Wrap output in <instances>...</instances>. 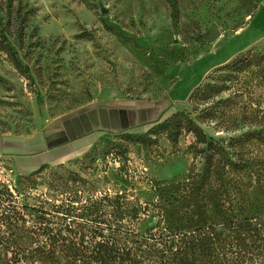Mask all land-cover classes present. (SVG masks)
Listing matches in <instances>:
<instances>
[{
    "label": "rangeland",
    "instance_id": "rangeland-1",
    "mask_svg": "<svg viewBox=\"0 0 264 264\" xmlns=\"http://www.w3.org/2000/svg\"><path fill=\"white\" fill-rule=\"evenodd\" d=\"M177 2L174 25L167 0H12V14L19 8L25 17L12 23L10 40L32 79L0 52V136L44 137L48 147L72 148L38 173L20 172L0 155V180L11 186L26 224L39 214L31 207L58 220L63 215L56 206L75 192L71 204L82 213L89 195L124 185L129 199L151 201L155 182L176 183L190 170L201 171L204 161L191 151L190 133L176 144L160 134L151 146L122 135L146 132L178 110L204 117L209 138L264 175V135L245 137L264 127L258 77L244 72L221 94L230 97L227 103L195 107L189 99L218 66L248 50L264 51V0ZM246 189L259 197L254 187ZM75 219L102 224L106 217ZM155 220L148 215L143 226Z\"/></svg>",
    "mask_w": 264,
    "mask_h": 264
},
{
    "label": "trees",
    "instance_id": "trees-1",
    "mask_svg": "<svg viewBox=\"0 0 264 264\" xmlns=\"http://www.w3.org/2000/svg\"><path fill=\"white\" fill-rule=\"evenodd\" d=\"M167 3L175 25L178 2ZM24 17L19 8L12 14V0L5 7L0 4V52L19 74L32 79L29 66L10 40L12 23ZM247 71L264 85V51L239 53L215 68L212 72L217 75L197 86L190 101L195 107L231 101L221 94ZM205 121L178 110L155 120L146 132L123 131L128 142L146 146L157 144L160 134L176 144L183 132L190 133L191 151L203 158L202 170H190L184 180L151 185V201L129 199L128 189L120 185L101 196L89 195L79 213L71 204L77 200L75 192L69 203L56 206L55 211L63 215L58 220L31 207L39 214L34 223L26 224L11 186L0 180V264H264V175L252 161L232 159L209 138L201 126ZM263 133L264 127L245 137L259 139ZM48 164L29 173H38ZM247 186L254 187L259 197H249ZM100 214L106 217L102 224L75 219ZM148 215L156 220L143 226Z\"/></svg>",
    "mask_w": 264,
    "mask_h": 264
},
{
    "label": "crops",
    "instance_id": "crops-1",
    "mask_svg": "<svg viewBox=\"0 0 264 264\" xmlns=\"http://www.w3.org/2000/svg\"><path fill=\"white\" fill-rule=\"evenodd\" d=\"M36 138L37 136L28 138L0 136V155L10 157L14 166L20 172H24L25 170H22L24 168H37L44 163L60 161L72 149L69 145L66 147H48L44 137L43 139L40 138V141ZM39 158L42 160L39 161Z\"/></svg>",
    "mask_w": 264,
    "mask_h": 264
}]
</instances>
